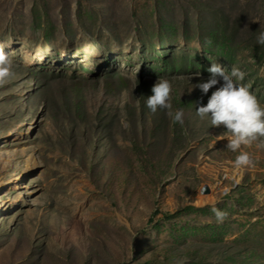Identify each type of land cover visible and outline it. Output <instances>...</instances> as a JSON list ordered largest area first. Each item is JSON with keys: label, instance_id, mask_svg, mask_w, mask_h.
<instances>
[{"label": "rangeland", "instance_id": "374dc122", "mask_svg": "<svg viewBox=\"0 0 264 264\" xmlns=\"http://www.w3.org/2000/svg\"><path fill=\"white\" fill-rule=\"evenodd\" d=\"M261 31L264 0H0V264H264V138L196 115L212 62L264 106Z\"/></svg>", "mask_w": 264, "mask_h": 264}, {"label": "clouds", "instance_id": "9594fccd", "mask_svg": "<svg viewBox=\"0 0 264 264\" xmlns=\"http://www.w3.org/2000/svg\"><path fill=\"white\" fill-rule=\"evenodd\" d=\"M257 42L264 45V31L257 36ZM115 51V50H114ZM13 61L0 46V85L6 83L12 75ZM210 73L206 81H201L198 87L202 93L208 94L214 86L207 103H201L196 108V115L201 119L210 118V123L214 127H222L230 134L227 139L226 147L236 152L242 145H250L258 138H264V106L260 100L242 83L245 72L238 66H231L230 73L220 63L212 62L207 69ZM218 85V86H217ZM172 84L166 78H158L151 88V95L147 96L146 106L151 112L157 109L168 110V115L175 123L183 125V109L172 112L171 104ZM122 97H127V92H122ZM264 146V145H262ZM253 161L247 152H240L235 159L237 168L252 166ZM212 211L217 222L222 223L227 213L212 206ZM177 264H184L178 261Z\"/></svg>", "mask_w": 264, "mask_h": 264}, {"label": "bare ground", "instance_id": "6f19581e", "mask_svg": "<svg viewBox=\"0 0 264 264\" xmlns=\"http://www.w3.org/2000/svg\"><path fill=\"white\" fill-rule=\"evenodd\" d=\"M5 191V186L3 184H0V194L3 193ZM0 213H3L2 211H0Z\"/></svg>", "mask_w": 264, "mask_h": 264}, {"label": "trees", "instance_id": "16d2710c", "mask_svg": "<svg viewBox=\"0 0 264 264\" xmlns=\"http://www.w3.org/2000/svg\"><path fill=\"white\" fill-rule=\"evenodd\" d=\"M152 220V218H150V221Z\"/></svg>", "mask_w": 264, "mask_h": 264}, {"label": "water", "instance_id": "95a60500", "mask_svg": "<svg viewBox=\"0 0 264 264\" xmlns=\"http://www.w3.org/2000/svg\"><path fill=\"white\" fill-rule=\"evenodd\" d=\"M209 191V190H208Z\"/></svg>", "mask_w": 264, "mask_h": 264}]
</instances>
